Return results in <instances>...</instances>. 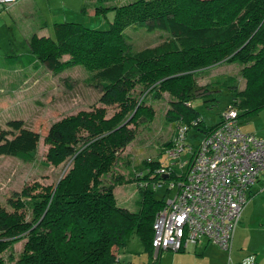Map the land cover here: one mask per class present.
Masks as SVG:
<instances>
[{
    "label": "trees",
    "instance_id": "trees-1",
    "mask_svg": "<svg viewBox=\"0 0 264 264\" xmlns=\"http://www.w3.org/2000/svg\"><path fill=\"white\" fill-rule=\"evenodd\" d=\"M113 9L107 29L59 21L53 23V37L32 34L28 40L32 57L52 72L83 66L89 72L86 82L101 92L99 102L118 110L106 118L105 108L97 107L50 125L43 139L46 160L56 166L71 158L72 166L54 187L35 183L14 193L8 198L12 210L0 205V264H121L115 250L133 235L145 252L155 254L151 264H158L161 250L152 246V223L164 198H155L149 185L161 179L155 170L162 162L144 161L134 173L101 181L117 151L133 139L129 125L152 118L146 95L167 93L172 99L168 119L206 134L221 123L222 114L213 126L204 125L190 105L199 89L196 78L220 63H237L243 88L229 77L219 84L233 93L227 108L237 110L240 126L264 110V0H133ZM144 24L166 29L170 36L133 51L123 30ZM39 139L22 120L10 119L6 128L0 126V155L31 161ZM184 172L175 166L168 179L182 178ZM128 182L140 185L135 212L119 207L113 194L115 185ZM22 239L14 257L12 244Z\"/></svg>",
    "mask_w": 264,
    "mask_h": 264
},
{
    "label": "rangeland",
    "instance_id": "rangeland-1",
    "mask_svg": "<svg viewBox=\"0 0 264 264\" xmlns=\"http://www.w3.org/2000/svg\"><path fill=\"white\" fill-rule=\"evenodd\" d=\"M131 1L133 0H18L0 4V126L6 128L8 120L20 119L26 128L40 135L31 161L0 155V205L6 210H12L8 198L23 187L35 183L54 187L71 168V158L56 166L46 160L48 145L43 139L52 123L79 111H90L97 107L105 108L106 118L118 110L115 104L108 106L99 102L101 92L99 88L86 82L89 72L83 66L73 65L61 72H52L46 63L36 62L29 52L30 36L37 34L53 37V23L59 21L107 29L113 18V7ZM99 6L103 9L96 12ZM123 33L133 51L156 46L170 36L168 30L148 24L129 25ZM66 58L64 55L63 59ZM239 69L237 63L224 62L198 74L196 81L199 89L190 105L199 113L206 127L219 121V115L233 99L232 91L224 90L219 84L229 77L234 80L237 88H243L244 80ZM145 99L146 105L153 109V116L150 120L140 118L135 125H129L134 128V137L117 151L115 163L101 176L104 184L111 183L116 173L128 175L136 172L144 161L159 160L162 164L171 161L165 151L170 147L167 143L173 140L179 125L167 117L172 99L167 93H162L158 98L146 95ZM241 128L255 132L259 138L264 139V111L257 117L243 121ZM202 136V132L195 128L186 132L181 159L189 157V147L196 146ZM184 169L183 164L181 170ZM259 183L264 186V177ZM259 183L251 185L253 191L259 187ZM139 186L136 182L115 185L113 194L117 205L135 212V200L140 197ZM149 186L158 199L171 198L176 190L167 192L168 183ZM251 196L234 230L230 253L202 237L194 247H187L182 251L161 250L158 264H238L247 255H254L256 263L263 264L264 192L253 193ZM23 243L24 239L12 244L14 257L22 250ZM9 252L10 250L3 252V257ZM115 255L121 264H151L155 254L150 256L145 252L139 238L133 235L124 247L115 250Z\"/></svg>",
    "mask_w": 264,
    "mask_h": 264
},
{
    "label": "built area",
    "instance_id": "built-area-1",
    "mask_svg": "<svg viewBox=\"0 0 264 264\" xmlns=\"http://www.w3.org/2000/svg\"><path fill=\"white\" fill-rule=\"evenodd\" d=\"M18 0H0L9 4ZM237 110L229 107L221 123L204 134L190 156L181 159L187 127L179 124L172 145L165 151L168 164L155 170L167 178L154 183H168L167 192L176 189L152 223L154 251L193 247L205 237L230 253L234 230L248 202L249 189L264 172V140L244 132L236 121ZM177 162V164L175 163ZM182 178L168 179L172 168L181 169ZM238 264H255L249 255Z\"/></svg>",
    "mask_w": 264,
    "mask_h": 264
},
{
    "label": "crops",
    "instance_id": "crops-1",
    "mask_svg": "<svg viewBox=\"0 0 264 264\" xmlns=\"http://www.w3.org/2000/svg\"><path fill=\"white\" fill-rule=\"evenodd\" d=\"M262 111H264V110H262ZM261 111V112H262ZM260 112V113H261ZM259 113V114H260ZM259 114L257 115V116H259ZM257 116H255V117H257ZM259 127L257 126L256 127V130L258 129ZM242 129V128H241ZM260 130V129H259ZM244 131V130H243ZM258 131V130H257ZM244 132H247V133H251V134H254L255 136H257L256 135V133L255 132H250V131H244ZM202 135H204V134H202ZM258 137V136H257ZM264 140V139H263ZM198 143V142H197ZM195 147V146H194ZM194 147H191V148H194ZM191 154H189V156H190ZM186 158H184V160H185ZM264 177V172H262V173H260V175L258 176V178L256 179V181H255V183H259L260 182V180L262 179ZM255 185V184H254ZM259 187H256V189H255V191H253L252 190V188L250 187V189H249V197L251 198L252 196H251V194H253V193H263L264 192V186L262 187V186H260V183H259V185H258ZM244 211L245 210H243V213H244ZM234 239V238H233ZM233 239H232V244H233ZM194 247V246H193ZM231 247H232V245H231ZM230 251H231V249H230ZM248 256V255H247Z\"/></svg>",
    "mask_w": 264,
    "mask_h": 264
},
{
    "label": "water",
    "instance_id": "water-1",
    "mask_svg": "<svg viewBox=\"0 0 264 264\" xmlns=\"http://www.w3.org/2000/svg\"><path fill=\"white\" fill-rule=\"evenodd\" d=\"M163 179H165V178H167V176L166 175H164V176H161Z\"/></svg>",
    "mask_w": 264,
    "mask_h": 264
}]
</instances>
